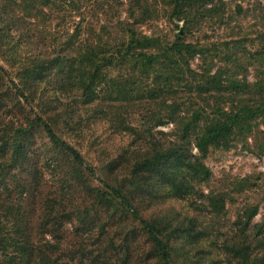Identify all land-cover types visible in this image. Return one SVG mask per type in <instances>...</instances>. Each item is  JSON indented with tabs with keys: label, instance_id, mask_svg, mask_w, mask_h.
<instances>
[{
	"label": "trees",
	"instance_id": "16d2710c",
	"mask_svg": "<svg viewBox=\"0 0 264 264\" xmlns=\"http://www.w3.org/2000/svg\"><path fill=\"white\" fill-rule=\"evenodd\" d=\"M53 5L58 6L59 16V39L50 53L53 56L43 60L49 52L41 40L35 45L41 51L24 58L16 59L10 47L12 71L0 62L6 88H0V264H65L56 254L61 237H46V231L51 233L56 224L63 222V206H55L63 197V188L38 194L35 180L26 178L17 183L18 196L14 197L5 181L11 172L30 170L27 140L35 130H41L53 147L71 157L74 170L70 175L66 173L68 184H73L70 178L80 181L78 166L95 174L79 149L60 136L54 125L32 106V113L27 111L22 120L3 116V111L11 107V98L19 97L26 106L30 105L25 89L41 81L47 63L54 64L49 74L53 75L52 85L69 97L59 112L61 123L68 127L81 108L87 106L95 105L94 110L104 115L112 131L119 132L135 131L132 115L149 116L150 121L152 114L154 121L146 128V147L140 149L142 155L133 162L128 182L133 184L136 177L154 174L168 183L167 194L172 198L191 201L193 211L205 207L211 215L223 213L232 196L224 187L204 191V185L212 179L205 158L212 148L229 149L250 135L254 122L264 120V69L253 68L249 77V68L263 58L264 43L262 49L250 52L244 45V35L225 42L200 43L190 41L187 34L192 31L194 18H223L228 5L239 14L246 12L240 0H0V48L5 26L23 33L27 27L25 17L45 12L43 7L51 12ZM254 9L264 20V3L257 1L247 12ZM162 19L177 27L173 35L168 31L146 34L140 29ZM256 33V38L264 41V32ZM210 52L214 55L210 56ZM213 57H218L220 63L215 64ZM194 59L198 62L193 67ZM177 72H183L182 85L191 87L200 103L186 120L180 121L175 133L161 129L150 132L165 123L153 114L151 107L157 98L166 99L163 96L175 85L170 83L171 74ZM50 161L58 168L59 161ZM245 180H241L237 191L243 190ZM100 181L109 191L92 187L91 202L81 208L76 206L67 216H74L78 227L88 235L93 225L90 220L98 219L99 235L107 239L106 250L116 254L118 244L127 246L120 241L127 240L109 237L107 221L129 216L145 234L148 253L155 264H176L172 240L181 231L179 225L144 217L134 204L130 187ZM37 203L40 207H36ZM257 210V205L242 206L231 226L219 233L220 250L227 264H264V219L260 224L253 222ZM188 221L193 225L196 217L193 215ZM45 227L50 230L44 232ZM84 257L80 253L69 260L83 264Z\"/></svg>",
	"mask_w": 264,
	"mask_h": 264
},
{
	"label": "rangeland",
	"instance_id": "374dc122",
	"mask_svg": "<svg viewBox=\"0 0 264 264\" xmlns=\"http://www.w3.org/2000/svg\"><path fill=\"white\" fill-rule=\"evenodd\" d=\"M257 1L264 3V0H240L246 12L247 9H253ZM57 7L53 5L51 12L49 8L43 7L45 12H41L37 16L25 17L27 21L24 22V25L27 27L24 28L23 33L11 26H5L1 31L4 44H1L0 48V62L10 71L13 70L11 58L8 56L10 52L14 53L16 59L31 56L39 50L41 51V47L35 46L38 41L42 40L49 52V55L43 60L53 56L50 53L56 48L55 44L59 39ZM246 12L239 14L235 7L228 5L223 18H220V15H213L199 21L194 18L192 31L187 34V38L192 42L206 43L230 41L244 35L247 37L244 45L247 49H251L250 52H254L256 49L260 50L263 48L264 41L256 38V31L264 32V20L257 9L248 11V14ZM140 29L146 34H150L152 31L163 33L168 31L167 33L173 35L177 31V27L173 23L164 19L149 23L148 26H143ZM252 38L254 41L251 42ZM257 40L260 41L259 44H256ZM239 52L242 55V51ZM209 55L213 56L214 52H210ZM262 57L261 60L253 64V67L249 68L251 71L249 77L253 73V68L264 69V55ZM213 58L214 63H220L217 60L218 57ZM243 60H247V58ZM196 62L198 60L194 59L193 67ZM53 65L47 63L41 81L32 88L25 89L30 95V105L26 106L19 97L11 98L9 102L11 107L8 108V111H3V116L9 115L8 117L14 121L22 120L32 106L54 125L60 136L79 149L87 163L94 167L95 174L90 175L85 169L78 166L76 170L80 169L81 171L80 181L70 178L69 182L73 184H68L66 173L70 175L71 170L72 172L74 170L71 157L69 158L63 150L60 151L53 147L41 130H35L27 140L28 153L31 158L30 170H22V173H19V170L11 172L5 181L10 184L9 188L13 191L14 197L18 196L17 183L26 178L35 180V186L38 185L39 191H36L38 194H46L56 190L57 187L58 190L60 187L63 188V197L55 205L56 207L63 206V216L61 217L63 222L56 224L55 230L51 233L46 231L50 229L44 228L47 238H52L53 234L61 237L60 247L56 253L60 262L78 264L77 261L69 259L74 260L80 253H84L83 264H155L154 259L148 253L149 243L145 234L140 229V225L129 216L110 218L107 221L109 237L117 241L121 240V237H125L127 240V243L120 241L121 244H127L123 248L118 244V254L110 252V249L106 250L107 239L99 235L100 222L98 219L90 220L93 225L91 226L92 231L88 235L78 227L74 216H67L76 206L81 208L91 202L92 187L109 191L100 181L102 180L110 185L119 183L130 187L133 190L134 204L144 217L161 220L164 223L169 222L170 225H179L181 231L172 240L173 261L176 264H227L225 256L220 250L219 233L222 230L226 231L231 226L239 209L246 204L257 205L258 210L253 216V222L260 224L264 219V120L258 119L254 122L250 135L235 142L229 149L212 148L205 158L206 164L211 169L212 179L208 185H204V191L207 192L209 187L213 189L224 187L231 193V202L226 204L224 212L211 215L205 207L193 211L191 201L172 198L167 194L168 183L154 174L146 175V178L136 177L132 180L133 184L127 180L133 162L142 155L140 149L146 147V128L150 126V122L154 121L151 119L152 114L150 121L148 120L149 116L132 115V118H135V131L132 133L119 132L112 131L104 115L94 110L95 105L87 106V108H81L68 127L61 123L59 112L61 106L68 102L69 97L68 94L60 92L59 88L52 85L53 75L50 77L49 74ZM136 72L140 74L139 71ZM182 73L171 74L170 83L175 85H171L170 92L166 94L167 96H163L166 99L159 97L152 105L153 114L161 117L165 123L155 126L149 130L150 132L161 129L168 134L175 133L180 121L186 120L191 110L196 108L199 102L197 94L191 87L182 85ZM14 79H16L15 75ZM4 85L5 80H1L0 73V88L6 89ZM31 113L29 111V114ZM51 158L59 161L58 168L55 169L54 163L50 161ZM30 171L33 172L32 176H30ZM60 177H62V181H59ZM243 178H246L243 190L237 191L240 190ZM36 180L39 181V184ZM36 207H40L38 203ZM82 213L85 214L86 210H83ZM193 215L196 217V222L189 225L188 219ZM91 217L92 215L87 216L89 219ZM100 219L103 221L104 216ZM218 228L221 231H216ZM91 259L94 260L91 261Z\"/></svg>",
	"mask_w": 264,
	"mask_h": 264
}]
</instances>
